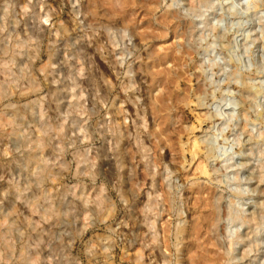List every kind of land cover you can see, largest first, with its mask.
<instances>
[{
    "label": "rangeland",
    "instance_id": "obj_1",
    "mask_svg": "<svg viewBox=\"0 0 264 264\" xmlns=\"http://www.w3.org/2000/svg\"><path fill=\"white\" fill-rule=\"evenodd\" d=\"M0 39V264H264V0H0Z\"/></svg>",
    "mask_w": 264,
    "mask_h": 264
},
{
    "label": "bare ground",
    "instance_id": "obj_2",
    "mask_svg": "<svg viewBox=\"0 0 264 264\" xmlns=\"http://www.w3.org/2000/svg\"><path fill=\"white\" fill-rule=\"evenodd\" d=\"M3 1V0H2ZM197 1V0H196ZM200 2V1H199ZM5 4V3H4ZM7 4V3H6ZM13 4V3H12ZM11 5V4H10ZM20 6V5H19ZM1 9H3V8H1ZM4 10V9H3ZM6 11H8V10H6ZM14 13V12H13ZM2 14V13H1ZM8 15V14H7ZM7 17V16H6ZM2 18H4V17H2ZM3 22V21H2ZM17 24V23H16ZM12 25V24H11ZM4 28V27H3ZM3 30V29H2ZM13 31V30H12ZM9 33V32H8ZM9 35V34H8ZM16 35H17V33H16ZM18 36V35H17ZM7 37V36H6ZM10 38V37H9ZM4 39V38H3ZM1 40V39H0ZM7 42V41H6ZM17 42V41H16ZM16 42H14V44L16 43ZM11 43H13V42H11ZM19 43V42H18ZM20 44V43H19ZM20 46V45H19ZM3 50H5V49H3ZM19 51V50H18ZM4 52V51H3ZM35 53V52H34ZM33 54V53H32ZM18 55V54H17ZM25 55V54H24ZM51 55V54H50ZM1 57V56H0ZM5 57V56H4ZM36 57V56H35ZM51 57V56H50ZM12 59V58H11ZM24 63V62H23ZM8 65V64H7ZM16 65V64H15ZM20 70V69H19ZM17 71V70H16ZM19 72V71H18ZM8 73V72H7ZM11 75V74H10ZM19 75H21V74H19ZM171 76V75H170ZM18 77V76H17ZM25 77V76H24ZM15 78V77H14ZM50 78V77H49ZM13 79V78H12ZM12 79H11V81H12ZM17 78H15V80H16ZM20 79V78H19ZM160 79V78H159ZM9 80V79H8ZM7 80V81H8ZM22 80V79H21ZM14 81V80H13ZM15 82V81H14ZM7 83V82H6ZM14 84V83H13ZM13 84H11V86H13ZM23 84V83H22ZM89 84V83H88ZM5 84L3 83V86H4ZM20 85V84H19ZM15 86V85H14ZM11 88V87H10ZM58 88V87H57ZM49 89H51V88H49ZM15 90H16V88H15ZM52 91V90H51ZM55 92H57V91H55ZM21 93V92H20ZM250 93V92H249ZM61 94H63V93H61ZM253 95H254V93H253ZM9 97V96H8ZM60 99V98H59ZM27 103V102H26ZM28 105V104H27ZM4 107H6V105L4 106ZM22 107V106H21ZM8 109V108H7ZM27 109H28V106H27ZM62 109V108H61ZM36 110V109H35ZM24 111V110H23ZM66 111V110H65ZM46 112V111H45ZM9 118H12V116L11 117H9ZM59 118H60V116H59ZM17 120V119H16ZM65 120V119H64ZM17 122V121H16ZM51 123V122H50ZM59 124V123H58ZM21 125V124H20ZM40 127V126H39ZM42 129V128H41ZM18 132V131H17ZM13 135V134H12ZM16 135V134H15ZM14 135V136H15ZM20 135V134H19ZM21 136V135H20ZM15 138V137H14ZM39 139V138H38ZM46 139V138H45ZM68 139V138H67ZM18 140H19V138H18ZM30 140V139H29ZM47 140V139H46ZM49 140V139H48ZM17 141V140H16ZM27 141V140H26ZM195 143V142H194ZM193 143V144H194ZM20 144V143H19ZM34 144L35 145H39V144H41L40 142H34ZM33 144V145H34ZM26 146V145H25ZM32 146V145H31ZM194 146H196V144H194ZM193 146V147H194ZM17 147V146H16ZM63 147V146H62ZM31 149H32V147H31ZM194 149H196L197 150V148L195 147ZM37 150V149H36ZM195 151V150H194ZM197 152V151H196ZM29 153V152H28ZM48 153V152H47ZM30 155V154H29ZM34 159V158H33ZM43 159V158H42ZM41 160V159H40ZM38 161V160H36L35 161V159H34V161L35 162H37V163H40V162H42V161ZM79 162V161H78ZM39 167V166H38ZM41 167V166H40ZM43 169V168H42ZM201 169V168H200ZM38 170V169H37ZM167 172V171H166ZM40 177V176H39ZM44 178V177H43ZM14 183V182H13ZM133 196V195H132ZM134 200V199H133ZM150 206V205H149ZM65 207V206H64ZM151 209V208H150ZM69 212V211H68ZM48 213H50V212H48V210H45L44 211V214L45 215H48ZM51 214V213H50ZM49 214V215H50ZM235 219V218H234ZM2 220V219H1ZM181 231V230H180ZM2 235H3V232H2ZM2 235L0 234V237H2ZM4 240V239H3ZM239 241V240H238ZM4 242V241H3ZM7 247L9 246V245H6ZM22 261H23V264H26L27 263V259L26 258H23L22 259Z\"/></svg>",
    "mask_w": 264,
    "mask_h": 264
}]
</instances>
